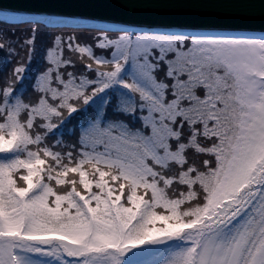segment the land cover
I'll return each instance as SVG.
<instances>
[{
	"label": "snow or ice",
	"instance_id": "6c2138e0",
	"mask_svg": "<svg viewBox=\"0 0 264 264\" xmlns=\"http://www.w3.org/2000/svg\"><path fill=\"white\" fill-rule=\"evenodd\" d=\"M36 257L264 264V0L0 4V264Z\"/></svg>",
	"mask_w": 264,
	"mask_h": 264
},
{
	"label": "rangeland",
	"instance_id": "374dc122",
	"mask_svg": "<svg viewBox=\"0 0 264 264\" xmlns=\"http://www.w3.org/2000/svg\"><path fill=\"white\" fill-rule=\"evenodd\" d=\"M36 260L39 262V264H51L49 258L47 257H36Z\"/></svg>",
	"mask_w": 264,
	"mask_h": 264
},
{
	"label": "water",
	"instance_id": "95a60500",
	"mask_svg": "<svg viewBox=\"0 0 264 264\" xmlns=\"http://www.w3.org/2000/svg\"><path fill=\"white\" fill-rule=\"evenodd\" d=\"M10 0H0V4L9 3ZM111 11H123V10H111Z\"/></svg>",
	"mask_w": 264,
	"mask_h": 264
}]
</instances>
